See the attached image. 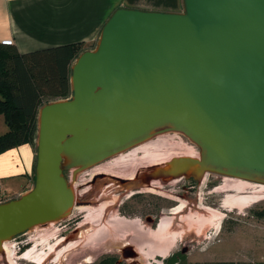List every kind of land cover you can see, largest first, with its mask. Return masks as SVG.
Segmentation results:
<instances>
[{"label":"water","instance_id":"1","mask_svg":"<svg viewBox=\"0 0 264 264\" xmlns=\"http://www.w3.org/2000/svg\"><path fill=\"white\" fill-rule=\"evenodd\" d=\"M181 3L114 9L71 65V96L39 107L33 185L0 202V253L70 214L66 171L164 132L181 133L199 155L148 167L140 183L215 174L264 184V0Z\"/></svg>","mask_w":264,"mask_h":264},{"label":"rangeland","instance_id":"2","mask_svg":"<svg viewBox=\"0 0 264 264\" xmlns=\"http://www.w3.org/2000/svg\"><path fill=\"white\" fill-rule=\"evenodd\" d=\"M172 133V131L161 133L168 134V140L166 141V146L156 152L155 158L157 162L169 161L173 157L183 155L182 153L186 147L192 149L197 155L195 157H198L199 151L196 145L181 133L175 132L179 134L178 137L171 136ZM99 164L94 165L90 169H85L86 171L89 170V173L86 174L84 171L81 174L79 183L86 181L93 173L100 171L115 173L123 177H127L130 174L134 176L136 171L141 169V166L148 165L146 160L142 158L136 159L134 164L125 166H106L102 163ZM224 179V177L215 174H206L205 179L202 183H198V188L196 189L197 196L199 195L201 201V207L196 208L195 206H190L189 201L191 202V200L186 197H179L174 208L179 203H183V208L177 213L172 212L170 214L168 211L164 213V217H167L171 221V228L166 231L164 236H169L171 233L177 234V238L170 248V252L181 245H187L192 249L188 254L187 261L183 264H212L214 262L222 263L225 261H233L236 264H264V197L241 212L236 209L229 210L222 208L220 207V202L224 192L220 191L219 187L224 183ZM163 182L155 181L153 185H157V187H146L142 184L138 186L144 191L151 189V191L157 193L153 195H161L167 201H171L175 197L177 198L178 193L183 192V178L171 180L168 185H165ZM212 182L214 187H208L209 183ZM32 185L33 182L30 188ZM132 191L134 190L131 187H124V189H121V187L104 189L101 185L92 189L90 194L92 200L99 192L102 193V196L97 201L90 203L85 208V212H81L84 214L83 220L92 221L94 212L101 203L104 208H111V215H113L118 202ZM208 196L215 200L216 203L214 205L204 202L205 197ZM0 200L3 201L1 195ZM187 205L190 206L189 209ZM186 209L188 210L186 211ZM77 211H81L80 208H77ZM179 214L181 216L178 220L176 216ZM214 214L220 217L217 219V215ZM57 222L53 221L45 225L35 226L16 238L9 240L7 243V251L9 254L7 256L9 261L14 264H36L30 259H34L33 257L39 255L46 256L47 254L61 252L62 255L59 258L53 261L48 259L46 262H40V264H82L85 253L89 252L90 249L96 248L98 244L97 238L95 236H89L86 242L87 237L83 238V240L80 238L78 241L60 246L59 241L62 237L56 236L60 230V225ZM92 222L98 224L100 223V218ZM32 246L34 250L30 253V259L21 258L20 255ZM154 253L151 255L145 254L149 264H161L163 258L156 257L153 260L152 255ZM0 264H9L4 252L0 253Z\"/></svg>","mask_w":264,"mask_h":264},{"label":"flooded vegetation","instance_id":"3","mask_svg":"<svg viewBox=\"0 0 264 264\" xmlns=\"http://www.w3.org/2000/svg\"><path fill=\"white\" fill-rule=\"evenodd\" d=\"M162 163L164 162L160 161L141 166V169H138L132 177H123L103 171L95 172L82 183H79L81 174L84 171L88 174L89 170H83L75 175L73 170L66 171L67 179L73 186L76 199L70 214L57 222L60 225V230L56 236L62 237L59 241L60 246H65L70 242L78 241L80 238L83 240V238L87 237L86 242L89 236H95L98 244L95 249H90L89 252L85 253L82 264H149L145 255L146 250L144 249L143 251V248L147 246V243L149 244L155 240L153 237L154 232L164 217V213L166 211L170 214L178 212L174 206L179 197H186L191 200V202L189 201L190 206L201 207V201L199 195L197 196L196 189L198 188V183H202L205 179L204 177L200 182L193 179H184L182 184L183 192L178 193L177 198L167 201L161 195H153L157 193L151 191V189L148 188V191H144L138 186L142 184L140 182L143 181L144 172L147 171L148 167ZM155 181L161 180H151L142 185L157 187V185H153ZM163 183L168 185L170 181H164ZM99 185L104 189L131 187L134 191L125 195V198L118 202L113 215H111V208H104L99 216L100 223L95 224L92 221L83 220L84 214L81 212L84 210H81V208H86L90 203L97 201L102 196L101 192L93 200L90 196L91 190ZM208 187H214L213 182L209 183ZM204 202L211 205L216 203L209 196L205 197ZM190 206L187 205V208L189 209ZM77 208H80L81 211L76 212ZM180 216L179 214L176 218L179 220ZM191 250V247L181 245L163 258L161 264H183L187 261ZM53 255V253L47 254L44 262L48 259L52 261ZM156 257H160V255L154 253L152 255L153 260Z\"/></svg>","mask_w":264,"mask_h":264},{"label":"crops","instance_id":"4","mask_svg":"<svg viewBox=\"0 0 264 264\" xmlns=\"http://www.w3.org/2000/svg\"><path fill=\"white\" fill-rule=\"evenodd\" d=\"M124 6L181 11V0H0V42L11 40L20 53L82 43L95 45L114 9ZM8 130L0 115V134ZM35 145L30 141L0 153L3 201L26 192L33 182Z\"/></svg>","mask_w":264,"mask_h":264},{"label":"trees","instance_id":"5","mask_svg":"<svg viewBox=\"0 0 264 264\" xmlns=\"http://www.w3.org/2000/svg\"><path fill=\"white\" fill-rule=\"evenodd\" d=\"M84 50L82 43H70L20 53L0 42V115L8 127L0 134V153L27 141L35 145L39 107L71 96V65Z\"/></svg>","mask_w":264,"mask_h":264},{"label":"bare ground","instance_id":"6","mask_svg":"<svg viewBox=\"0 0 264 264\" xmlns=\"http://www.w3.org/2000/svg\"><path fill=\"white\" fill-rule=\"evenodd\" d=\"M167 135L168 134H158L157 136L147 141L139 143L138 145H135L129 149H126L118 154L109 157L108 159H106L104 162L101 163L106 166H125V165L134 164V162L138 158L145 159L148 164L155 163L157 162V159L155 158L157 154L156 152L159 151L162 147H165L167 144L166 142L168 140ZM178 135L179 134H176L174 131L171 134V136L173 137L175 136L178 137ZM182 154L191 157L197 156L195 152H193V150L188 147L185 148ZM166 161L168 160H164L163 162ZM132 176L133 174H130L128 177H132ZM224 178H225L224 183H222V185L219 187V190L224 192V195H222L220 202V207L222 208H226L229 210L236 209L239 212H241L244 209L253 205L254 203H257L264 197V184L249 182L232 177H224ZM102 205L103 204L101 203V205H99L95 210L93 219L91 217L92 221L99 218V215L101 214V212H103L102 210L104 207ZM182 208H183V203H179L175 208V210L180 211ZM81 210L85 211V208H81ZM218 217L220 216L217 215V219ZM170 225H171L170 219H168L167 217H163L161 219L156 231L154 232L153 237L155 238V240L150 242L149 244L147 243L146 244L147 246L143 248V251L144 249L146 250L145 254L151 255L153 252H155L156 254L160 255L161 258H165L169 254L170 248L173 246L177 238V234H172V233L169 236H164L166 231L170 229ZM197 228L199 229V227ZM8 242L9 241H5L3 243L2 249L3 252L6 254L9 264H14L11 261H9V258L7 256L9 255L7 251ZM33 250L34 247L32 246L26 252H23L22 255H20V257L25 259H30V253L33 252ZM53 254L54 255L52 261L55 260L56 258H59L62 255L61 252L60 253L57 252ZM33 258L34 259H30V260H32L34 263H40V262L42 263L46 260L47 256L39 255Z\"/></svg>","mask_w":264,"mask_h":264},{"label":"built area","instance_id":"7","mask_svg":"<svg viewBox=\"0 0 264 264\" xmlns=\"http://www.w3.org/2000/svg\"><path fill=\"white\" fill-rule=\"evenodd\" d=\"M4 43H7V44H9V43H11V40H6V41H4ZM2 200H0V202H1Z\"/></svg>","mask_w":264,"mask_h":264}]
</instances>
